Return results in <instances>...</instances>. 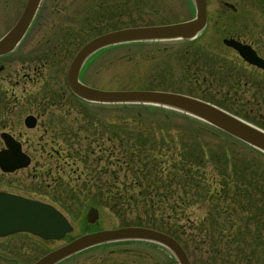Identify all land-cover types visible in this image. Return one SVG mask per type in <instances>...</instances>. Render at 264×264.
<instances>
[{"label":"rangeland","instance_id":"obj_1","mask_svg":"<svg viewBox=\"0 0 264 264\" xmlns=\"http://www.w3.org/2000/svg\"><path fill=\"white\" fill-rule=\"evenodd\" d=\"M224 2L233 4L236 7V11L233 12L231 9L226 8L223 5ZM68 4V28L71 30L70 34H74L73 22L70 20L75 19V16L73 18L70 17V11L75 13L78 6H82L84 23L82 39L78 41L72 39L68 44L67 65L70 64L76 53L85 43L99 34L129 27L184 22L192 19L195 13L192 0H114V2L109 0H68ZM207 13L208 19L204 36L198 38L196 42L200 46H203L206 51L201 50L200 54L202 58H198L206 60L210 55H214L217 59H221L222 61H217L218 64L232 67L235 70L228 73V77L232 79L225 80L223 78L226 77L225 73L221 75L219 73H216V75L213 73L209 74L208 64H202L199 68L195 67L194 69L192 66L190 67L189 63L187 64L186 57H184V49L191 47H187L188 45L184 44V42H191L192 45L196 38L193 41H145L111 46L100 50L99 54L93 55L89 58L90 60L88 59L87 66L85 65L86 69L82 72L79 79L83 84L91 88L104 91H153L145 88H149L152 83L162 82L168 88L176 89L180 94L188 95L205 102L207 100L222 102L228 106L229 110L237 111L242 116L241 119L244 118L243 120H245V118H248L250 120L249 123L252 122L251 124L264 131V72L253 69L243 63L234 51L222 44L223 38L238 37V39L250 45L260 58L264 59V0H207ZM94 20L97 22H94ZM31 38L28 42H33ZM136 43H144V45L140 47ZM189 59L192 62V58L189 57ZM19 66L20 64H13L0 74V77H6L7 80L18 76L20 85L23 82L26 83L24 91H22V86L9 89L8 95L13 100L27 99L22 94L26 96L28 93L35 92L36 99L42 100L40 103L43 105V108L48 109L46 108V99L51 98L52 95L62 93L63 90L64 98H69L70 94L66 90L64 91L62 87L66 78L64 72L53 76L49 71L41 70V73L32 81H22V71H17ZM53 77L56 80L52 82ZM50 83L52 84L47 89L41 90L46 88V85ZM159 86H162V84ZM47 90L50 94L46 95ZM104 105H106L105 108L101 109L99 113L107 120L117 121L133 114L132 110H126L122 107L112 110L108 104ZM93 108L96 112L100 109ZM35 109L34 104L29 111L34 112ZM54 109L56 110V115L63 114V109ZM74 109L69 108V111L75 117ZM45 117L46 114L43 115V121ZM158 118H161V116H158ZM72 125L76 128L75 121L72 122ZM170 125L173 129H182L183 131L187 128L184 123L176 119ZM50 131L52 132V130ZM183 133L187 136L185 131ZM41 134V129L34 134V143L39 139L38 141L43 143L44 147L49 148L47 146V139L40 140L39 136ZM207 135L205 137L204 135L194 134L191 139V145L198 146L197 144H199L202 146L201 148L205 152L203 164L208 163L199 169V179L209 181L211 178L217 177L218 172L213 173L210 164L218 163L214 155L228 151L239 161L244 158H251L252 155L255 156L256 161L261 164L259 166L261 171L256 175L259 177V185L264 188L263 156L252 151V147L249 149L250 146L248 147V145H245L243 142L241 143V141L230 135L227 136L228 134L217 133L215 136ZM79 136L80 141L79 143H74V148L85 152V135L79 132ZM88 142H93L92 137H90ZM28 148L36 151L33 146H29ZM94 150L95 153L98 152V148ZM177 151L176 149V153ZM31 158L32 165L47 163L46 155L44 154L39 155V153H35ZM56 176L59 179L57 186L61 183V187L66 193L71 197L76 195L73 202L71 200L67 201L68 197L66 198V196L58 194L55 200V197L52 196V193H55L53 191L56 189L55 187L50 189V192L45 191L44 193L42 191L41 193L31 194L39 199L44 197L45 199L41 200L52 204L60 210L73 227V231L66 238L51 241L52 250L64 245L67 239L78 237L88 231L124 227L125 222H138L137 220L142 216L139 210L129 211L125 215H116L106 207L93 205L89 201L90 196H88L87 191L83 187L84 177L81 169L79 172H73L68 167L65 172H61ZM38 182L23 179L19 180L18 184L28 187L39 185ZM42 182L44 186L47 185L46 179L42 178ZM211 182L209 181L208 183ZM48 184L52 185L53 182L48 181ZM118 185L119 183L111 182L112 187ZM18 191L23 192L22 190ZM193 198L190 201L195 203L187 209L186 213H188L192 220H199L206 215L209 209L213 208L214 202L210 203V197L205 196L204 191L199 192L196 190ZM205 198L206 200H204ZM226 200H230V198L227 197ZM222 205L224 206L225 204ZM229 205L226 204L225 207ZM91 208L97 210L98 216L93 223L89 224L87 222V214ZM212 211H214L215 215V210L212 209ZM176 214L175 216L172 213L171 218L183 217L185 212L177 211ZM142 217L145 218V216ZM215 221H221V219ZM171 225L174 232L177 231L179 233L184 231L179 228L180 224L177 221L173 220ZM240 226L244 229L242 224ZM213 229H215L214 226ZM156 230L158 229L156 228ZM228 236V230L224 229L220 245L223 256L227 253V250H231V246L228 245L230 242ZM262 239L264 240V234ZM189 245L190 253L188 252L189 255H187L191 263L205 264L206 247L201 245L198 240H189ZM233 259V254L231 253L224 261L221 260L224 264H233ZM61 264H178V262L170 251L159 245H153V243L144 241H120L83 250L67 258Z\"/></svg>","mask_w":264,"mask_h":264},{"label":"trees","instance_id":"obj_2","mask_svg":"<svg viewBox=\"0 0 264 264\" xmlns=\"http://www.w3.org/2000/svg\"><path fill=\"white\" fill-rule=\"evenodd\" d=\"M204 33H200L192 45L191 42H184L187 47H191L184 49L187 64L193 69L208 64L209 74L225 73V80L232 79L228 77V73L235 70L218 64L217 61H222L221 59L214 55H210L206 60L201 59L200 51L206 49L196 42ZM136 44L140 47L144 45ZM160 84L162 86H159ZM145 89L179 93L162 82L152 83ZM68 99L76 101L73 107L77 109V114L72 117L67 113L66 124L60 129L65 137L51 141V147L55 148L56 152L50 159L57 164H71L76 172L81 169L84 177L83 187L93 205L106 207L116 215H125L134 210L141 211L145 218L141 216L138 222H125L123 226L157 228L173 236L183 245L188 255L189 240H198L206 247L205 264H224L222 260L228 258L231 253L233 264H264V188L259 185L257 176L261 171V164L256 161L254 155L241 161L228 151L214 155L219 164L210 165L212 172L218 173L215 180L211 178L209 181L212 182L208 183V180L199 179V169L208 163L203 164L205 152L202 146L191 145L192 136L227 134L193 117L164 107L142 104L108 105L112 110L122 107L133 111V114L125 119L112 121L99 113L106 105L87 103L71 93ZM207 102L242 118L237 111L229 110L222 102ZM93 107L100 109L96 112ZM174 119L186 125L184 131L187 136L182 129L170 127ZM73 121L76 128L72 125ZM79 132L85 135V152L74 148V143L80 141ZM90 137L93 140L91 143L88 142ZM95 148H98L97 153ZM251 150L264 157L260 151L254 148ZM111 182L119 185L112 187ZM196 190L204 191L205 196L210 197V203L214 202L212 209L215 210V215L214 211L209 209L199 220L189 217L186 211L195 203L190 200L194 199ZM67 197V201L73 202L76 195L71 197L68 194ZM227 197L230 200H226ZM222 204L230 205L225 207ZM177 211L185 212L184 216L172 219V213L176 216ZM217 215L219 217H214ZM217 219L221 221H215ZM173 220L180 224L179 228L183 229V232L172 231ZM224 229L228 230V245L231 246L225 257L220 248Z\"/></svg>","mask_w":264,"mask_h":264},{"label":"water","instance_id":"obj_3","mask_svg":"<svg viewBox=\"0 0 264 264\" xmlns=\"http://www.w3.org/2000/svg\"><path fill=\"white\" fill-rule=\"evenodd\" d=\"M194 17L188 21L167 25L131 27L100 34L85 43L72 59L67 82L71 92L79 99L97 104H142L171 109L191 117L230 135L264 154V131L251 123L203 100L179 93L162 91H104L91 88L79 81V70L95 52L114 45L168 40H192L205 29L207 0H192ZM30 0L22 18L11 32L0 41V54L9 52L28 24L34 8ZM223 5L236 11L233 4ZM222 44L232 49L247 64L264 71V60L248 44L237 38H224ZM27 119H31L28 117ZM33 127V124L29 125ZM9 150L0 152V169L13 172L25 168L30 159L20 150V144L9 135H2ZM97 210L89 209L87 222L93 223ZM73 230L67 219L54 206L19 196L0 193V237L27 232L42 239L60 240ZM120 241H144L157 244L170 251L178 264H191L181 244L171 235L147 227L127 226L83 234L67 244L51 251L34 264H57L83 250Z\"/></svg>","mask_w":264,"mask_h":264},{"label":"flooded vegetation","instance_id":"obj_4","mask_svg":"<svg viewBox=\"0 0 264 264\" xmlns=\"http://www.w3.org/2000/svg\"><path fill=\"white\" fill-rule=\"evenodd\" d=\"M29 1L0 0V41L20 21ZM33 3H35L34 8L27 20L28 24L25 30L9 52L0 54V74L13 64H20L17 71H22V81H32L41 73V70L49 71L53 76L64 72L66 78L62 87L64 91L66 90L70 94L71 91L67 82V72L70 65H67L68 44L72 39L74 41L82 39L84 23L82 6H78L75 13L70 11V17L73 18L75 16V19L70 20L73 22L74 34H70L71 30L68 28V0H33ZM30 37H32L33 42H28ZM87 61L81 66L79 77L85 71ZM252 68L260 70L256 67ZM260 71L264 72L263 70ZM55 80V77H53L52 82ZM79 81L81 82L80 79ZM25 84V82L22 85L19 84L18 76L9 80L6 77H0V152L9 150L2 138L3 134H7L20 144L21 152L30 159V163L22 169L13 172H4L0 169V193L47 203L41 200L45 199L44 197L39 199L31 194L41 193L42 191L44 193L45 191L50 192V189L55 187L56 189L53 190L55 193H52L55 200L58 195H63L67 198L68 193L61 187V183L57 186L59 179L56 175L65 172L68 167L73 172H76V170L72 169L73 166L68 164L51 162L50 156L56 152V149L51 147V141L65 137V134L60 129L66 124L65 120L68 112L70 116L74 117L69 108L74 109L73 106L76 104V101L64 98L63 90L62 93L52 95L51 98L46 99V108L48 109L43 108V105L40 103L42 100L36 99L35 92L28 93L26 96L22 94L23 97L27 98L23 100H13L9 97V89L22 86V91H24ZM51 84L46 85V88L41 90L47 89ZM47 94H50L48 90L46 91ZM34 104L36 109L34 112H30L29 110ZM54 108L63 109V114L56 115ZM80 109L79 111H81ZM74 111L76 115L77 109H74ZM25 112L27 113L25 114ZM44 114H46V117L43 121ZM28 117H31V119H27ZM31 124H33V127H29ZM40 129L42 130V134L39 136L40 140L47 139V146L49 148L44 147L43 143L38 141L39 139L36 143L33 141L34 134ZM29 146H33L36 151L29 149ZM35 153L46 155L47 163L32 165L31 156ZM42 178L47 180L46 186L43 185ZM23 179L39 181V185L20 186L18 182ZM48 181L53 182V184H48ZM18 190H22L23 192H19ZM90 232L94 231H88L87 233ZM72 239H67L65 244ZM51 250V240L42 239L27 232L1 236L0 264H34ZM62 262L64 261L58 264Z\"/></svg>","mask_w":264,"mask_h":264}]
</instances>
